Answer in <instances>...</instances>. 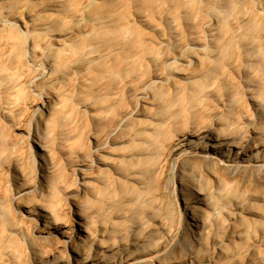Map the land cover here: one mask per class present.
I'll use <instances>...</instances> for the list:
<instances>
[{"label": "bare ground", "instance_id": "1", "mask_svg": "<svg viewBox=\"0 0 264 264\" xmlns=\"http://www.w3.org/2000/svg\"><path fill=\"white\" fill-rule=\"evenodd\" d=\"M0 264H264V0H0Z\"/></svg>", "mask_w": 264, "mask_h": 264}]
</instances>
